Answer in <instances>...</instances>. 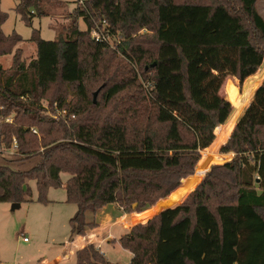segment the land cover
<instances>
[{"label":"trees","instance_id":"trees-1","mask_svg":"<svg viewBox=\"0 0 264 264\" xmlns=\"http://www.w3.org/2000/svg\"><path fill=\"white\" fill-rule=\"evenodd\" d=\"M17 1L15 12L27 24L34 14L28 5L45 15V0ZM258 1L76 0L55 40L33 31L36 54L28 62L16 46L22 37L3 34L7 15L0 9V57L12 56L7 69L0 64V154L12 149L7 162L16 167L37 158L27 170L0 165V203L27 202L28 181L42 204L49 203V187L64 189L65 202L76 208L68 221L74 242L98 228L94 216L108 204L140 214L170 196L232 112L221 95L225 79L242 83L264 62ZM92 31L105 39L96 41ZM109 36L117 38V51ZM254 79L245 96L251 99L220 148L234 157L212 166L177 211L152 215L118 238L132 255L129 264H159L166 221L188 245L203 233L204 244L188 251L201 253L206 241L217 264H264V66ZM237 93L226 89L231 98ZM212 160L204 154L199 166L207 169ZM199 208L215 225L200 233ZM72 261L118 264L92 243L76 249Z\"/></svg>","mask_w":264,"mask_h":264},{"label":"rangeland","instance_id":"rangeland-1","mask_svg":"<svg viewBox=\"0 0 264 264\" xmlns=\"http://www.w3.org/2000/svg\"><path fill=\"white\" fill-rule=\"evenodd\" d=\"M74 1L76 0H45L43 1L45 15H40V9L34 5H28L26 11L34 14L30 16V24H27L21 19L20 14L15 12V7L18 3L17 0H0V9L7 15L6 21L1 27L2 32L4 35L16 33L22 37V41L16 46L22 49V57L28 62L34 58L36 54L35 45L29 41L33 31H38L40 37L44 40H55L63 26H66L69 22L67 17L75 7ZM257 9L264 18V0L258 1ZM78 27L80 30H85V26L81 19L78 20ZM106 39L109 48L113 51H117V38L109 36V38ZM115 54L119 58L125 59L119 51ZM10 61L11 55L0 58V63L3 65L4 69H7L5 68L6 66H10ZM41 103L47 114L53 113L52 108L49 107L46 101H42ZM218 133V130H215V135ZM220 148L221 146H209L207 151L202 152L194 173L190 176L194 178L193 183L196 179H199V181H196L195 184L201 182L205 176L203 175L201 177L204 171L207 173L212 166L224 164L234 157L227 158L220 152ZM204 154H209L214 158L212 162L207 164V170L199 166ZM10 159H12L11 156L5 153L0 154V165L8 164L17 170H27L37 161V158H33L23 163L20 167H16L14 164L7 162ZM197 171L198 177L196 178L195 174ZM68 177V174H60L61 182L65 183ZM181 182V184H183L185 179ZM28 187L30 188L31 196L26 197L28 201L20 204L18 208H12V204L7 202L0 203V264H40L42 259L47 260L46 264H51L59 257V255H56L52 250L58 246H60L59 248H65L67 246L69 237L68 221L74 214L75 206L65 202V190L62 188L49 187L46 192V198L49 203L42 204L36 201L37 191L34 182L28 181ZM178 188L170 195L174 194ZM188 193L189 192H186L177 202L157 212V214L162 213L164 217L170 212L173 213L177 211ZM153 206L154 205L142 213L149 211L148 214L151 215L153 213V211H151ZM198 213L199 233L209 226H215L213 220H207L209 216L204 218V213L207 215L204 208H199ZM165 224L160 238L159 264H186L184 260L187 256L185 255H188V258L194 262L193 264H204V260L206 262L205 264H217L214 260H211L210 257L212 254L210 253V255L201 254L199 252L196 254L188 251L189 245L184 241L180 229L171 228L169 226V221H166ZM226 226H228L227 221ZM214 232L216 233V230ZM214 232L211 237L215 235ZM200 236V238L195 239V243H197L198 247L204 244L206 237L203 233L200 234ZM23 238H26V241H23ZM206 244L207 242L205 241V245ZM102 251L106 257L104 258L111 263L129 264L132 257L128 251L116 246L114 248L109 245L104 246L102 247ZM100 255L103 256L101 253ZM64 264H73V261L70 260Z\"/></svg>","mask_w":264,"mask_h":264},{"label":"crops","instance_id":"crops-1","mask_svg":"<svg viewBox=\"0 0 264 264\" xmlns=\"http://www.w3.org/2000/svg\"><path fill=\"white\" fill-rule=\"evenodd\" d=\"M0 58H2V57H0ZM11 58H12V56H11ZM9 65H11V61H10ZM1 66L3 67L2 64H1ZM263 66H264V62L260 66V68L256 71L255 74L246 78L242 83H240L236 78H234L232 76H228L225 79V81L222 85L221 95L226 101L231 103L232 112H231L230 116L228 117V119L226 120V122L223 125L216 128V130H218L219 133L216 135L215 140L210 145V147L211 146L216 147V145H217V147H220L222 144H224L229 139L230 133H231L235 123L237 122L239 117L243 114L245 108L247 107V105L251 99L252 95L249 98H246L245 97L246 93H247L248 89L251 87V85L253 84V82L255 80L254 78L257 77V74L261 71ZM5 68H8V66H6ZM261 82H260V84H261ZM228 87H231V88L237 90L238 93L235 96L237 98V101L235 100V102H234L235 97L231 98L228 95H226V89ZM227 94H228V92H227ZM232 120H233L232 124L230 126H228L227 124ZM217 141H220V144H218ZM12 151L13 150L11 149L9 152H5V154L9 155ZM204 151H207V149H205ZM223 155H225L227 158H231L234 156V153L230 152V153H226ZM193 180H194V178H192V177L186 178L185 182L183 184H180L181 186L178 188V190L174 194L170 195V197L168 199H170V198L173 199L174 197H177V199L175 200V202H177L186 192L192 191V189L187 187V185H190L193 182ZM184 187H187V189H185V191L181 192V190ZM75 210H76V208H75ZM151 211H153V213H152L153 215L157 214V211H154V207H152ZM148 212L149 211H147L145 213H141V214H123L120 211V209H118V207L114 204H108V205L104 206L94 216V219H95L96 224L98 225V228L95 229L94 231L89 232L83 238H78L74 242H68L67 246L65 248H59L60 246H58L54 250H52V251H54V253H56V255H59V257L56 261H54L51 264H62V263L64 264L65 262L72 260L73 252L76 249L81 248V247H83L89 243L94 244L96 246V248L99 250V252L103 255V257H105V254L102 251V247L107 246V245L111 246L112 248H114L115 246L120 247L118 242H117L118 238L122 234L129 231V229L134 224L142 222L146 218L152 216V214L150 215V214H148ZM74 213H75V211H74ZM146 214H148V215H146ZM193 243H195V241L190 243L188 250L193 251V247L195 245ZM206 248H207V244H206V247L203 246L202 248L201 247L199 248L201 250L200 251L201 254H207ZM194 251L197 252V250H195V249H194ZM46 263H47V260H45V259H42L40 261V264H46ZM205 263L206 262L204 260V264Z\"/></svg>","mask_w":264,"mask_h":264},{"label":"built area","instance_id":"built-area-1","mask_svg":"<svg viewBox=\"0 0 264 264\" xmlns=\"http://www.w3.org/2000/svg\"><path fill=\"white\" fill-rule=\"evenodd\" d=\"M83 0H79V2L81 3ZM91 37H93V39H95L96 41L97 40H104L105 38L101 35V31H100V33L98 34L96 31H92L91 32ZM62 113H64V111L62 112ZM8 121H9V119H8ZM31 131L33 132V133H35V130L34 129H31ZM14 146H15V142H14ZM207 149V148H206ZM205 150V149H204ZM203 150V151H204ZM202 151V152H203ZM202 152H201V154H202ZM12 153H13V151L9 154V156H11L12 155ZM203 156V155H202ZM202 159V158H201ZM211 162V161H210ZM206 168H208L207 166H206ZM207 170V169H206ZM205 173H206V171H204L202 174H201V177L203 176V175H205ZM196 176V178L198 177V171L196 172V174H195ZM184 181V180H183ZM196 181H199V179L197 180L196 179ZM196 181H194V183L192 182L188 187L189 188H191L192 189V191L196 188V186L199 184V182H197L196 184H195V182ZM182 183V182H181ZM195 185V186H194ZM170 196H168L166 199H162V200H159V201H157L155 204H154V211H161V210H163V209H165V208H167L169 205H171V204H173L174 202H175V200L177 199V197H174V198H176L175 200H173V199H168ZM173 201V202H172ZM23 241H26V238H23Z\"/></svg>","mask_w":264,"mask_h":264},{"label":"water","instance_id":"water-1","mask_svg":"<svg viewBox=\"0 0 264 264\" xmlns=\"http://www.w3.org/2000/svg\"><path fill=\"white\" fill-rule=\"evenodd\" d=\"M153 66H154V64L151 65V67H153ZM97 94H98V91H96L95 93H93V103L96 102ZM19 206H20V204H16V203L12 204V208H14V207H17L18 208Z\"/></svg>","mask_w":264,"mask_h":264}]
</instances>
